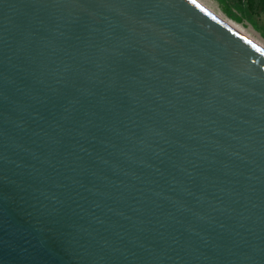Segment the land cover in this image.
Instances as JSON below:
<instances>
[{"label":"water","instance_id":"95a60500","mask_svg":"<svg viewBox=\"0 0 264 264\" xmlns=\"http://www.w3.org/2000/svg\"><path fill=\"white\" fill-rule=\"evenodd\" d=\"M0 264H264V52L191 0H0Z\"/></svg>","mask_w":264,"mask_h":264},{"label":"rangeland","instance_id":"374dc122","mask_svg":"<svg viewBox=\"0 0 264 264\" xmlns=\"http://www.w3.org/2000/svg\"><path fill=\"white\" fill-rule=\"evenodd\" d=\"M212 1L228 18L244 25H252L264 37V0Z\"/></svg>","mask_w":264,"mask_h":264},{"label":"bare ground","instance_id":"6f19581e","mask_svg":"<svg viewBox=\"0 0 264 264\" xmlns=\"http://www.w3.org/2000/svg\"><path fill=\"white\" fill-rule=\"evenodd\" d=\"M196 4L212 15L215 19L229 27L240 37L264 52V37L252 25H244L231 20L223 12H221L212 0H196Z\"/></svg>","mask_w":264,"mask_h":264},{"label":"snow or ice","instance_id":"6c2138e0","mask_svg":"<svg viewBox=\"0 0 264 264\" xmlns=\"http://www.w3.org/2000/svg\"><path fill=\"white\" fill-rule=\"evenodd\" d=\"M191 2H192L193 4H195V3H196V0H191Z\"/></svg>","mask_w":264,"mask_h":264}]
</instances>
